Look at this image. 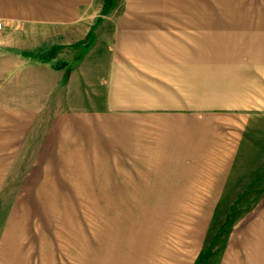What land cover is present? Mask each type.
I'll return each instance as SVG.
<instances>
[{
	"label": "crops",
	"instance_id": "obj_1",
	"mask_svg": "<svg viewBox=\"0 0 264 264\" xmlns=\"http://www.w3.org/2000/svg\"><path fill=\"white\" fill-rule=\"evenodd\" d=\"M104 4L0 0V197L52 170L162 169L174 122L194 148L204 123L219 168H264V0Z\"/></svg>",
	"mask_w": 264,
	"mask_h": 264
},
{
	"label": "rangeland",
	"instance_id": "obj_2",
	"mask_svg": "<svg viewBox=\"0 0 264 264\" xmlns=\"http://www.w3.org/2000/svg\"><path fill=\"white\" fill-rule=\"evenodd\" d=\"M170 124L162 169L52 170L0 197V264H264V168H219L204 123L195 148Z\"/></svg>",
	"mask_w": 264,
	"mask_h": 264
},
{
	"label": "trees",
	"instance_id": "obj_3",
	"mask_svg": "<svg viewBox=\"0 0 264 264\" xmlns=\"http://www.w3.org/2000/svg\"><path fill=\"white\" fill-rule=\"evenodd\" d=\"M112 1L113 0H105L104 6H106L107 8ZM90 38L91 37L88 36V38L84 40L85 43H83V46H84L83 48L88 46ZM59 49H60V45H52L51 47L47 49H39L35 51H30L29 55L39 61L48 62L57 54ZM65 64H66L65 62H61V63L55 64V67H61V66H64Z\"/></svg>",
	"mask_w": 264,
	"mask_h": 264
},
{
	"label": "built area",
	"instance_id": "obj_4",
	"mask_svg": "<svg viewBox=\"0 0 264 264\" xmlns=\"http://www.w3.org/2000/svg\"><path fill=\"white\" fill-rule=\"evenodd\" d=\"M3 23L0 21V29H2L3 28Z\"/></svg>",
	"mask_w": 264,
	"mask_h": 264
}]
</instances>
